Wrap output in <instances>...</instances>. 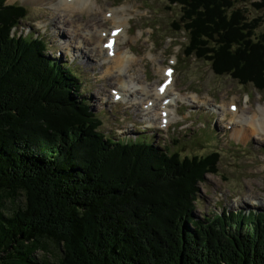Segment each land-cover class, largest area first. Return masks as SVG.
<instances>
[{
    "label": "trees",
    "instance_id": "trees-1",
    "mask_svg": "<svg viewBox=\"0 0 264 264\" xmlns=\"http://www.w3.org/2000/svg\"><path fill=\"white\" fill-rule=\"evenodd\" d=\"M166 1L181 10L184 57L264 91V0L252 20L234 8L248 0ZM26 17L0 0V264H264V212L190 215L195 181L218 153L181 158L105 136L68 65L50 60L42 39L12 33ZM18 194L23 203L7 210L3 199ZM47 243L60 257L37 263Z\"/></svg>",
    "mask_w": 264,
    "mask_h": 264
},
{
    "label": "rangeland",
    "instance_id": "rangeland-1",
    "mask_svg": "<svg viewBox=\"0 0 264 264\" xmlns=\"http://www.w3.org/2000/svg\"><path fill=\"white\" fill-rule=\"evenodd\" d=\"M94 1L96 5L91 7V12L84 11L81 17H74L71 26H68L59 23L57 14H53L54 6L47 1L5 0L8 5H22L27 9V17L19 23L16 33L42 39L46 44L44 54L50 60L67 64L77 75L82 91L80 97L101 120L99 131L105 136L115 142L148 140L168 153L177 152L181 158L218 153L215 171L205 172L201 180L195 181L196 190L189 200L190 215L194 219L205 221L223 211L241 215L250 211L264 212V135L257 133L261 139L248 128L251 131L249 136H237L236 126L229 123L231 116L227 114L225 120L220 116V104L233 102L239 109H244L246 119H251L253 115L257 117L258 108L264 107V91L259 92L252 85L242 86L228 75L217 76L204 60L184 57L187 36L183 31H175L181 10L176 6L169 8L166 0ZM257 1L235 2L234 8L242 10L249 20L262 17V12L252 5ZM126 6L129 23L124 25L122 35H126L121 37L117 49L121 56L136 59L128 72L121 67L122 73L117 80L113 75L116 71L111 67L113 65L103 64L105 57L98 56L97 48L103 40L99 44L85 40L89 36L93 39L98 29L106 28L108 32L113 27L109 20L103 19L101 13L103 15L109 8ZM256 27L254 36H259L263 32V25ZM73 31L76 36L72 34ZM96 35H99L98 32ZM108 68L110 75H104ZM165 68L173 70L174 90L169 94L175 96L173 93L179 92L185 97L175 103L170 98L168 124H159L158 115L153 122L150 115L145 116L142 110L146 102L144 97L132 94L133 97L121 96L119 101L112 97L113 92L120 91L119 87L123 84L126 86L131 79L134 83L137 79L143 81L147 87L164 82L162 74ZM131 87L139 89L135 85ZM191 96L196 98V103L191 102ZM115 166L122 167L123 163L117 161ZM139 200L141 203L138 201V207L146 204L145 199ZM253 200L255 205L251 204ZM22 203L20 194L3 199V205L9 211ZM167 213L154 220L156 228L161 227L163 220L168 218ZM188 225L192 227L189 222ZM33 256L37 263L56 262L60 251L56 250L55 245L47 243L43 250L36 251Z\"/></svg>",
    "mask_w": 264,
    "mask_h": 264
},
{
    "label": "bare ground",
    "instance_id": "bare-ground-1",
    "mask_svg": "<svg viewBox=\"0 0 264 264\" xmlns=\"http://www.w3.org/2000/svg\"><path fill=\"white\" fill-rule=\"evenodd\" d=\"M38 1H47L49 4H52V6H54V13L53 12L52 13L57 14L59 23H62L64 25H68V26H71V23H72V20L74 17H77V16L81 17L84 14V11L91 12V10H92L91 7L92 6L95 7V5H96L94 0H38ZM96 8L98 9L99 7H96ZM97 14H96V16H97ZM128 15H129V13H128V7L127 6L121 7V8H111V9L109 8V9H107L103 13V15L101 13V16H103L104 20H106V21L109 20L113 27L108 32H106V30H105L106 28L104 30L98 29L95 31V35L92 36L93 39L91 38V36L88 35L89 38L86 37V40H85L86 42L93 41V43H96V44H99L100 40H103V41H101L102 44L98 45V48H97L98 56L102 55L103 57H105V59H104L105 61L103 62V64H107V65L112 64L113 65L111 67H114L116 69V71L114 72L113 75H115L114 78H116L117 80L120 79V74L122 73L121 67L123 66V68L126 70V72H128V68H130V65L136 59V58L134 59V57L128 56V55H122L121 56V54H119V51L117 49V48H119L118 45H119V41H120L121 37L126 35V34H124V35H122V34L125 32L124 25L125 24L127 25L129 23L128 22V19H129ZM104 23H105V21H104ZM74 28H75L74 31L77 32V28L76 27H74ZM87 29L89 30V28H87ZM75 32L72 33L74 36H76ZM97 32L99 34L98 36L96 35ZM79 36L83 37L82 34H79ZM110 38H114L113 48L111 50H107L104 48V44L108 43ZM75 52L77 53V51H75ZM115 63L117 65L116 67H115ZM109 69L110 68H108L106 71H104V75H110ZM163 77H164V75H163ZM111 78H113V77H111ZM164 79H165V77H164ZM171 79H172V77H171ZM127 83L128 84H126V86L123 84L119 87L120 91H117L115 93V96L119 95L122 97H126V96H132L133 97L132 94H135L136 96H141L142 98L144 97L143 99L144 100L146 99V102L144 103L145 105L142 106V110H143L145 116H147V115L151 116V119H152L151 122H153V120H156V116L158 115V120L160 122L159 124H162L163 119H166V121H167L166 124H168L169 118H168L167 113L169 112L168 110L170 108V103H171L170 98L173 99L174 103L178 99L185 98L179 92L173 93V94H175V96H171L169 94V92L174 90L173 80H171L170 83H168V85H166V86H161L158 83L157 85L154 84L151 87H147L146 85L143 84V81L141 82L138 79L135 83L133 82L132 79ZM131 85H133V86L135 85L139 89H134L133 87H131ZM112 97H114V95H112ZM191 98L193 99V100H191V102L196 103V101H197V100L195 101L196 98L194 96H191ZM231 105H233V107H230ZM234 106H236V109ZM220 107H222V110L220 113L221 118H223L225 120L227 114H229L231 116L230 119L228 118L229 123L231 124V126H236L235 129H237V132H235V134L237 136L244 138L246 136H249L251 131L255 135H257L258 137H259V134H257V133L262 134V136L264 135L263 134L264 133V107H262V108L260 107V109L258 108L259 114L257 115V117L255 115H253L251 117V119L250 118L246 119L247 116H245L244 109L243 108L239 109L238 106L233 102H231V103L229 102L228 105L225 103L220 104ZM220 107H218V108L220 109ZM148 124H150V123H148ZM239 125H240V128L238 127ZM162 126H163V124H162ZM245 128L247 130H245ZM248 128H250L251 131H249ZM259 138H261V137H259ZM250 200L251 199H249V201ZM251 202H252L251 204H253V205L256 204L254 200Z\"/></svg>",
    "mask_w": 264,
    "mask_h": 264
},
{
    "label": "snow or ice",
    "instance_id": "snow-or-ice-1",
    "mask_svg": "<svg viewBox=\"0 0 264 264\" xmlns=\"http://www.w3.org/2000/svg\"><path fill=\"white\" fill-rule=\"evenodd\" d=\"M106 47H111V44L106 45Z\"/></svg>",
    "mask_w": 264,
    "mask_h": 264
}]
</instances>
